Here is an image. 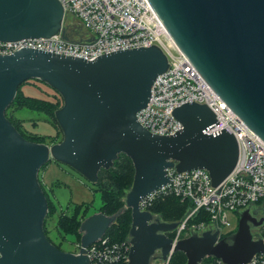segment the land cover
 <instances>
[{"label": "water", "instance_id": "95a60500", "mask_svg": "<svg viewBox=\"0 0 264 264\" xmlns=\"http://www.w3.org/2000/svg\"><path fill=\"white\" fill-rule=\"evenodd\" d=\"M175 46L213 91L261 140H264V0H148ZM57 0H0V41L50 37L62 26ZM167 59L152 45L116 50L86 60L22 47L0 55V264H87L84 248L102 237L114 217L101 213L79 226L75 255L56 248L43 231L47 213L37 173L49 160L64 164L91 183L117 155L132 161L134 176L125 205L130 209L129 264H149L156 249L165 259L180 252L186 264L213 257L224 264H246L264 252L252 240L249 223H264L247 210L238 219L231 243L203 232L172 245L167 231L176 223L153 219L140 201L168 182L167 168L178 173L208 171L213 186L232 171L238 157L234 136L224 128L207 134L217 121L203 103H182L171 114L183 126L155 135L136 120L154 78ZM38 79L54 89L63 105L55 119L63 138L51 146L22 138L5 118L18 86Z\"/></svg>", "mask_w": 264, "mask_h": 264}, {"label": "built area", "instance_id": "2783aa9c", "mask_svg": "<svg viewBox=\"0 0 264 264\" xmlns=\"http://www.w3.org/2000/svg\"><path fill=\"white\" fill-rule=\"evenodd\" d=\"M57 1L62 7L63 19L69 14L78 19L84 29L82 38L66 39L62 25L50 37L0 41V55H10L26 47L90 60L116 50L152 45L159 48L166 56L167 67L154 78L147 104L136 113L139 125L151 134L171 135L183 126L171 114L174 107L185 102L204 103L217 121L206 133L223 128L231 133L237 142L238 157L232 171L217 186L212 185L205 169L178 173L174 168H167V184L146 195L139 203L140 209L146 211L145 208L153 200L167 195L189 203L185 216L175 228L165 233L172 245L206 231L216 232L217 239L232 237L237 228V225H232V219L237 222L240 214L251 206H264V140L229 109L175 46L148 0ZM200 211L206 214L208 221L188 225L189 219ZM262 227L264 223L257 227L255 237L251 235L252 240L264 242ZM130 247L129 236L115 243L101 237L85 247L83 255L88 258L87 264H129ZM76 248L71 253L79 254L80 242L76 243ZM172 254L170 250L162 259L160 250L156 249L150 256L149 264H169ZM213 259L208 263L201 260L199 264H224L219 259ZM246 264H264V252L254 254Z\"/></svg>", "mask_w": 264, "mask_h": 264}, {"label": "trees", "instance_id": "16d2710c", "mask_svg": "<svg viewBox=\"0 0 264 264\" xmlns=\"http://www.w3.org/2000/svg\"><path fill=\"white\" fill-rule=\"evenodd\" d=\"M65 29V28H64ZM65 37L69 40L71 39L65 29ZM31 80H36L38 83H42L49 87L44 82L38 79H30L22 82L31 83ZM35 84V83H34ZM20 85L17 88L16 94L5 110V118L8 122L15 128L18 134L25 140L33 143H43V144H55L57 138V129L56 135L54 137L48 138L45 140L43 137L30 134L29 139L22 136V133L18 129V124L13 120L12 111L14 109H27L32 112L43 113L50 117L52 124L55 128H59V125L55 119V111L58 108H53L55 103L50 99L37 100L33 98H28L23 96L20 91ZM52 91V96L54 93L58 94L54 89L49 87ZM62 99V98H61ZM11 107H13L12 110ZM46 164V163H45ZM44 164V165H45ZM43 165V166H44ZM42 166V167H43ZM41 167V168H42ZM40 168V169H41ZM134 176V167L132 161L125 154L117 155L116 159L112 162V166L108 169H100L97 173V179L94 186L95 189L99 192L100 195V205L97 209L98 213H101L107 217H114L113 222L106 228L102 238H107L109 242H122L128 238V232L130 229L131 218H130V209L123 208V199L126 196L127 191L130 190ZM40 186V184H39ZM46 200L47 204V214L48 217L52 216L56 211L55 206L50 202L43 188L40 186ZM190 205L187 202H180L177 198L172 195H167L163 197H158L153 200L145 210L156 216L158 220L167 223H177L179 222L186 214ZM87 217L86 208L82 211L79 207H76L72 210L60 211L56 220V230L61 239H64L65 235L71 234L74 235L77 242L80 241L79 226L82 220ZM201 221L207 222L208 218L206 214L202 211L198 212L192 218L189 219L188 225L199 223ZM44 230V225H43ZM44 234L46 235L45 231ZM261 237L264 238V230L261 231ZM48 239V238H47ZM49 240V239H48ZM49 242L53 244L50 240ZM54 245V244H53ZM56 248L60 249L59 245H54ZM61 250V249H60ZM212 257H207L202 260L203 263H208L213 261ZM169 264H186V258L184 254L180 252L173 253Z\"/></svg>", "mask_w": 264, "mask_h": 264}, {"label": "rangeland", "instance_id": "374dc122", "mask_svg": "<svg viewBox=\"0 0 264 264\" xmlns=\"http://www.w3.org/2000/svg\"><path fill=\"white\" fill-rule=\"evenodd\" d=\"M62 25L71 39L76 40L83 37L84 29L78 19L73 15L69 14L68 16H65ZM30 82L31 83H23L20 85L19 91L23 96L37 100L50 99L55 103L53 108H61L63 101L59 94L54 93L52 96V91L46 85L38 83L36 80H31ZM12 109L13 107H11L10 110ZM12 117L18 124V129L22 133V136L27 139H29L28 133H30L43 137L47 140L48 138L56 135V129L57 143H59L63 138L61 129L55 128L50 117L43 113L32 112L24 108L19 110L14 109L12 111ZM46 145L51 146L53 144ZM37 181L43 188L50 202L56 208V211L52 216L48 217L47 213L45 215L43 221V231L46 233L45 236L54 245H59L62 251L74 252L77 249V240L75 236L71 234L65 235L64 239L59 237L55 227L57 216L60 211H64L66 209L72 210L76 207H79L81 211L86 208L87 216L97 213V209L100 205L99 192L95 189L93 183L89 182L79 173L54 160H49L38 171ZM123 202V208H127L125 205V197ZM247 209L251 217L256 220L264 219V206H251ZM152 216L153 219H158L156 216ZM237 222L233 219L231 220L233 226L234 224L237 225ZM262 230H264V227H262ZM249 231L252 237H255V234L258 232V228L249 223ZM79 234L81 237V233ZM160 261L161 260L159 259L158 262Z\"/></svg>", "mask_w": 264, "mask_h": 264}, {"label": "flooded vegetation", "instance_id": "af4514ba", "mask_svg": "<svg viewBox=\"0 0 264 264\" xmlns=\"http://www.w3.org/2000/svg\"><path fill=\"white\" fill-rule=\"evenodd\" d=\"M228 243H231V238L226 239Z\"/></svg>", "mask_w": 264, "mask_h": 264}, {"label": "bare ground", "instance_id": "6f19581e", "mask_svg": "<svg viewBox=\"0 0 264 264\" xmlns=\"http://www.w3.org/2000/svg\"><path fill=\"white\" fill-rule=\"evenodd\" d=\"M169 36V38L171 39V41L175 44V41L170 37V35H168Z\"/></svg>", "mask_w": 264, "mask_h": 264}, {"label": "crops", "instance_id": "0c3cea01", "mask_svg": "<svg viewBox=\"0 0 264 264\" xmlns=\"http://www.w3.org/2000/svg\"><path fill=\"white\" fill-rule=\"evenodd\" d=\"M97 213H98V212H97ZM97 213H95V214H97ZM92 215H93V214H92ZM88 216H91V215H88ZM88 216H87V217H88ZM81 235H82V233H81Z\"/></svg>", "mask_w": 264, "mask_h": 264}]
</instances>
